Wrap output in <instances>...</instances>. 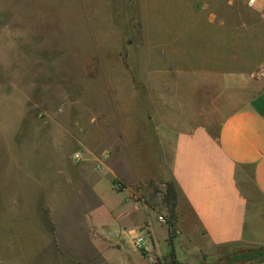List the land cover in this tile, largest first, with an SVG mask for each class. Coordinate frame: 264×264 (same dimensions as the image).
Returning <instances> with one entry per match:
<instances>
[{
  "label": "crops",
  "instance_id": "0c3cea01",
  "mask_svg": "<svg viewBox=\"0 0 264 264\" xmlns=\"http://www.w3.org/2000/svg\"><path fill=\"white\" fill-rule=\"evenodd\" d=\"M23 3L36 0H0V264L10 253L25 264H155L170 251L186 264H250L240 253L264 249V3H182V69L149 83L144 113L119 63L80 96L51 81L72 54L39 57L45 37ZM169 178L176 234L148 202Z\"/></svg>",
  "mask_w": 264,
  "mask_h": 264
},
{
  "label": "rangeland",
  "instance_id": "374dc122",
  "mask_svg": "<svg viewBox=\"0 0 264 264\" xmlns=\"http://www.w3.org/2000/svg\"><path fill=\"white\" fill-rule=\"evenodd\" d=\"M38 1L23 5L27 16H36L34 19L38 22L34 26L45 37L35 40L43 49L39 57L48 60L44 49L54 47L68 49L72 54L59 56L61 67L51 81L73 83L75 95L80 96L85 80L108 85L119 63L123 81L129 80L138 92V110L143 113L147 112V91H153V87L148 88L149 83L177 79V70L182 69V3H245L242 0ZM257 3L264 0H257L255 5ZM168 67L175 72H164ZM97 123L100 124L101 119ZM109 183L105 178L102 186L107 188ZM160 197L158 191L154 198L158 204ZM157 212L166 215L160 204ZM155 223L158 225L156 216ZM158 234L161 235L162 230H158ZM137 254L140 256L139 252ZM13 255L10 253L7 263H1L25 264V259L19 262ZM144 260L150 262L146 257Z\"/></svg>",
  "mask_w": 264,
  "mask_h": 264
},
{
  "label": "trees",
  "instance_id": "16d2710c",
  "mask_svg": "<svg viewBox=\"0 0 264 264\" xmlns=\"http://www.w3.org/2000/svg\"><path fill=\"white\" fill-rule=\"evenodd\" d=\"M162 184H163V189L161 190V199H160V205L163 207V209L166 212L165 215V219H166V224L168 225L169 229L171 232H174V234L177 233L176 230V220H177V189H176V185L173 181V179L169 178V179H162ZM160 191L158 189H154L152 190L151 194H150V199H148V202L150 205H152L153 207H155L157 205V202H151V200L153 198H155L156 193ZM172 237L170 238L169 241H171ZM240 257L243 258L242 261H246L249 259H251L250 264H253V262L258 261L261 258H264V249H257V248H247L244 249L241 253H240ZM164 262L163 263H159V264H186L183 262L178 261L177 259H175L174 255H173V251H170V253L168 255H166L164 257ZM237 262V259L235 260ZM217 264H226L225 260H220L218 262H216ZM215 263V264H216ZM193 264H212V262L207 261L206 257H203V260L197 263H193Z\"/></svg>",
  "mask_w": 264,
  "mask_h": 264
},
{
  "label": "built area",
  "instance_id": "2783aa9c",
  "mask_svg": "<svg viewBox=\"0 0 264 264\" xmlns=\"http://www.w3.org/2000/svg\"><path fill=\"white\" fill-rule=\"evenodd\" d=\"M242 1H244L249 6H254L257 2V0H242ZM74 157H75V160H80V159H82V154L80 152H76L74 154ZM116 185H117V187H120V183H117ZM158 220L162 223H166L165 217L161 214L158 215ZM132 240H133V244L137 248L146 249V240H145V236L142 233L135 232L133 234Z\"/></svg>",
  "mask_w": 264,
  "mask_h": 264
}]
</instances>
